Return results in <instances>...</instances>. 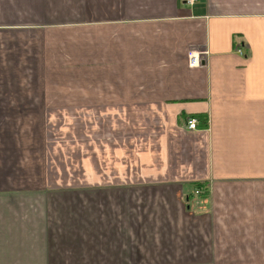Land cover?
I'll return each instance as SVG.
<instances>
[{"label":"crops","instance_id":"1","mask_svg":"<svg viewBox=\"0 0 264 264\" xmlns=\"http://www.w3.org/2000/svg\"><path fill=\"white\" fill-rule=\"evenodd\" d=\"M193 1L0 0V264H264V0Z\"/></svg>","mask_w":264,"mask_h":264},{"label":"built area","instance_id":"2","mask_svg":"<svg viewBox=\"0 0 264 264\" xmlns=\"http://www.w3.org/2000/svg\"><path fill=\"white\" fill-rule=\"evenodd\" d=\"M189 3H193V0H187ZM239 53H241V50H239ZM189 66L194 68L199 66V60L198 56L193 54L192 52L189 54ZM198 120L196 118H191L190 120L187 121L186 123V129L189 131H195L198 129ZM196 194H199V191H196Z\"/></svg>","mask_w":264,"mask_h":264},{"label":"rangeland","instance_id":"3","mask_svg":"<svg viewBox=\"0 0 264 264\" xmlns=\"http://www.w3.org/2000/svg\"><path fill=\"white\" fill-rule=\"evenodd\" d=\"M22 125V124H21ZM35 124H25V129H32V126H34ZM38 125V124H37ZM58 125V124H57ZM56 124H51L49 127H50V130H52V131H55V130H58V127H56L57 126ZM36 126V125H35ZM66 127L67 126H65L63 129L65 130L66 129ZM71 127H72V125H71ZM70 127V128H71ZM68 129V130H71V129ZM57 141H59V140H55V142L57 143ZM68 146V145H67Z\"/></svg>","mask_w":264,"mask_h":264},{"label":"trees","instance_id":"4","mask_svg":"<svg viewBox=\"0 0 264 264\" xmlns=\"http://www.w3.org/2000/svg\"><path fill=\"white\" fill-rule=\"evenodd\" d=\"M200 121V128H206L207 127V118H205L204 116H199L197 117Z\"/></svg>","mask_w":264,"mask_h":264}]
</instances>
